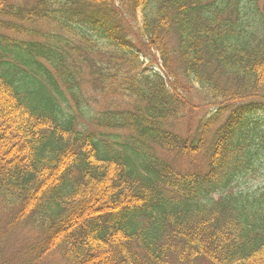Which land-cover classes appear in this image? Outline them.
Returning <instances> with one entry per match:
<instances>
[{
    "label": "trees",
    "instance_id": "1",
    "mask_svg": "<svg viewBox=\"0 0 264 264\" xmlns=\"http://www.w3.org/2000/svg\"><path fill=\"white\" fill-rule=\"evenodd\" d=\"M0 30V264H264V0H0Z\"/></svg>",
    "mask_w": 264,
    "mask_h": 264
},
{
    "label": "rangeland",
    "instance_id": "2",
    "mask_svg": "<svg viewBox=\"0 0 264 264\" xmlns=\"http://www.w3.org/2000/svg\"><path fill=\"white\" fill-rule=\"evenodd\" d=\"M33 28H37V26H33ZM44 30H47V29L44 28ZM0 31L5 34V31H2V30ZM12 37H15L21 40H28V39L33 38L32 36L29 37L26 34H21L17 36L12 35ZM96 98H97V103L94 105L98 107L99 109H102L104 107V98L101 95H96ZM115 103L122 104V103H127V101L124 99L122 100L116 99ZM120 106L126 107L127 105H120ZM67 111L72 112V113L77 112V115L79 116L78 109L73 104L71 105V109H67ZM80 119L83 120L82 116H80ZM262 119L264 120V115L262 116ZM179 122L180 123L177 125V127L179 130L183 132L182 134L184 135L190 129V124H188L186 120H181ZM177 165L178 167H180L181 169L185 171H200L201 169H205L206 167V158L205 156H197L193 159L184 158ZM256 183L258 184V181L251 183L250 186H255ZM7 217H8V214H6V211L3 209V206L0 200V228L3 227V225L6 223L5 221L7 220ZM34 233L35 232L33 231H29L27 229L25 230L24 228H21L18 232L15 233V235L9 237L7 246L11 248V251L22 249V247L25 248V246L31 247L34 244H37L38 242L37 235ZM57 262H58L57 260H52V261L47 260L46 264H61Z\"/></svg>",
    "mask_w": 264,
    "mask_h": 264
}]
</instances>
